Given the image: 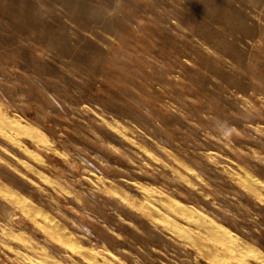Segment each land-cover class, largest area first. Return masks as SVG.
<instances>
[{
	"label": "rangeland",
	"instance_id": "obj_1",
	"mask_svg": "<svg viewBox=\"0 0 264 264\" xmlns=\"http://www.w3.org/2000/svg\"><path fill=\"white\" fill-rule=\"evenodd\" d=\"M0 264H264V0H0Z\"/></svg>",
	"mask_w": 264,
	"mask_h": 264
},
{
	"label": "bare ground",
	"instance_id": "obj_2",
	"mask_svg": "<svg viewBox=\"0 0 264 264\" xmlns=\"http://www.w3.org/2000/svg\"><path fill=\"white\" fill-rule=\"evenodd\" d=\"M6 195H8V194H6ZM8 196L10 197V194H9ZM10 198L12 199V201L15 200V199H14V196H12V195H11ZM227 239H228V238H227ZM227 242H228V244H229V245H228L229 247H231V248L234 247V248H235V244H234L232 241H229V240H228Z\"/></svg>",
	"mask_w": 264,
	"mask_h": 264
}]
</instances>
